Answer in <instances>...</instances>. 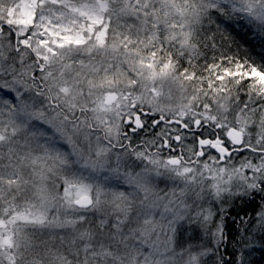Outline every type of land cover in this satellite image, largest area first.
<instances>
[{
	"label": "snow or ice",
	"instance_id": "1",
	"mask_svg": "<svg viewBox=\"0 0 264 264\" xmlns=\"http://www.w3.org/2000/svg\"><path fill=\"white\" fill-rule=\"evenodd\" d=\"M214 16L264 38V0H0V264H207L257 197L264 240V62Z\"/></svg>",
	"mask_w": 264,
	"mask_h": 264
},
{
	"label": "trees",
	"instance_id": "2",
	"mask_svg": "<svg viewBox=\"0 0 264 264\" xmlns=\"http://www.w3.org/2000/svg\"><path fill=\"white\" fill-rule=\"evenodd\" d=\"M203 36L205 37L204 43L210 45L212 41L207 38L211 37L221 51L239 54L241 57L246 56L253 62H264V55H262L264 54V38H261L258 34L254 35L252 32H246L245 29L237 26L234 20L214 16L212 23L205 24ZM204 52L209 59L214 54L213 49L210 47L205 48ZM244 83H247V81H244ZM243 98L242 96L241 99ZM261 203L262 201L259 197L256 198L254 203L239 200L229 206L230 208L226 211L224 223L227 238L217 253L219 258H223L225 264H238L241 252L244 253L245 264H264V251L251 250L249 256H247L249 250L244 251L246 247H242V244L247 245L248 242L244 240V237L248 236L249 232L239 219V217H255L260 210ZM250 223L251 221H249L248 226ZM186 233H189L188 237H186ZM186 233L184 236L185 242L194 244L198 241H203L201 231L196 227ZM186 238L190 240H186ZM255 238L258 237L255 236L254 240ZM211 264H218V261H212Z\"/></svg>",
	"mask_w": 264,
	"mask_h": 264
},
{
	"label": "rangeland",
	"instance_id": "3",
	"mask_svg": "<svg viewBox=\"0 0 264 264\" xmlns=\"http://www.w3.org/2000/svg\"><path fill=\"white\" fill-rule=\"evenodd\" d=\"M134 140L138 143L139 142V140H140V137L139 136H137V137H134ZM161 187H164V185L163 184H161L160 185ZM237 201H239V200H231V201H229V203H227V204H225L224 205V212H223V216H225V213H226V211L230 208L229 206H232V204H234L235 202H237ZM214 211H216V213H217V216H219L221 213H220V209H219V207L218 206H214ZM260 211V210H259ZM256 216V215H255ZM250 221V220H249ZM195 225H191L189 228H188V231H191V230H193V229H195ZM245 227V226H244ZM193 228V229H192ZM197 228V227H196ZM197 229H199V228H197ZM247 229H248V232H249V235H250V237H251V239H249V240H247V247L244 249V251L245 250H249V252L247 253V256H249L250 255V253H251V250H256L257 252L259 251V252H262V251H264V240H261V235H262V233H260V231H259V229L258 228H256V227H254L253 225H252V223H250L249 224V226L247 225ZM225 233H226V235H227V232H226V229H225ZM186 237H188L189 236V233H186ZM248 235V236H249ZM203 236V241H198V242H196V243H194L193 245H207V243H208V237L207 236H204V235H202ZM255 236H257L258 238H255V240H254V237ZM186 240H190V239H188V238H186ZM246 241V240H245ZM220 248H222V244H221V246H220ZM220 250V249H219ZM247 252V251H246ZM207 259V264H211L212 263V261H218V259H219V257L218 256H216V257H208V258H206Z\"/></svg>",
	"mask_w": 264,
	"mask_h": 264
}]
</instances>
